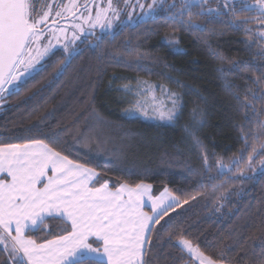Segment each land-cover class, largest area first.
I'll list each match as a JSON object with an SVG mask.
<instances>
[{
  "label": "trees",
  "instance_id": "trees-1",
  "mask_svg": "<svg viewBox=\"0 0 264 264\" xmlns=\"http://www.w3.org/2000/svg\"><path fill=\"white\" fill-rule=\"evenodd\" d=\"M167 15L162 10L136 24L119 26L102 35L100 47L95 46V37L87 38L64 64L63 50L51 54L18 92L3 97L0 143L39 139L54 144L69 159L93 168L116 186L149 183L156 194L168 188L181 199L206 191L208 198L197 197L169 209L155 226L156 264L191 261L174 246L179 237H169V223L216 262L249 264L252 249L264 239V170L258 164L254 170L242 164V179L229 173L209 181L208 176L216 177L215 169L202 178L201 150L185 129L203 142L209 155L215 153L225 161L239 155L244 147L239 125L244 124L246 132L249 128L257 132V121H264V115L241 109L235 94L243 100L247 89L256 87L252 73L264 72V57L257 55V45L245 43L242 30L228 27L231 15L200 18L212 21L203 33H173ZM165 36H176L179 42L166 44ZM138 53L143 65L139 70ZM232 63L241 69L229 71ZM140 81L164 85L181 96L183 108L175 122L139 111L129 115L127 110L137 99L151 100V94L135 95ZM126 85L131 93L122 91ZM155 93L160 97L158 90ZM261 107L257 101V110ZM211 183H222L224 188L212 193ZM222 193L227 199H217ZM49 224L55 233L64 227L59 221ZM6 259L0 250V264Z\"/></svg>",
  "mask_w": 264,
  "mask_h": 264
},
{
  "label": "snow or ice",
  "instance_id": "snow-or-ice-1",
  "mask_svg": "<svg viewBox=\"0 0 264 264\" xmlns=\"http://www.w3.org/2000/svg\"><path fill=\"white\" fill-rule=\"evenodd\" d=\"M215 2V8L210 6V0H173L171 4H166L165 0H152L147 5L136 0L135 6L144 10L145 16L155 14L158 9L165 11L173 33L181 30L203 33L212 21L200 18L212 13L231 15L228 27L242 30L247 36L245 43L249 47L257 45V55L264 57V0H251V3L242 0L240 8L230 0ZM121 3L125 8L135 7L131 0H83V3L80 0H0V94L18 92L23 83L21 77L37 71L36 65L53 54V49L60 44L61 34L68 41L62 46L66 55L60 63L64 64L71 53L78 50L76 41L81 37L94 36L96 28L103 33L113 32L114 22L120 21L122 14ZM224 9L227 13H223ZM240 13L249 15L241 16ZM127 16L130 21L132 13L128 12ZM57 18L70 21V40L68 29L57 27ZM50 23L52 27H49ZM163 39L169 45L179 42L176 36ZM96 40L95 46L100 47L103 37L97 36ZM141 59L138 53L137 70L143 67ZM21 66L23 72H20ZM240 69V64L232 63L229 71ZM252 75L256 87L248 88L243 100L238 93L235 96L241 109L260 116L264 115V72ZM6 84L10 87L5 88ZM157 90L160 97L155 95ZM122 91L131 93L133 90L126 85ZM149 94L151 101L137 99L127 110L129 115L139 111L147 116L151 109L161 120L175 122L179 118L183 103L178 93L164 85L138 82L135 95L146 97ZM257 101L262 106L259 111ZM196 117L194 109L193 118ZM245 120L251 123L247 115ZM257 126V132L251 128L246 132L245 125H239L244 147L239 155L227 161L215 153L209 155L203 142L186 128L201 150L202 178L215 169L216 177L208 176L209 181L229 173H238L237 179H242L245 177L242 164L249 170H254L257 164L264 168V121L258 120ZM151 188L150 184L142 182L110 187L109 181L101 182L94 169L69 159L54 144L43 140L0 143V250L6 254V264H156L158 257L152 244V234L157 231L155 226L161 223L169 209L197 197L208 198V192L185 194L181 199L168 188L160 196L153 197ZM222 188V183L210 184L212 193ZM217 199L227 197L222 193ZM145 207L150 211H145ZM50 221H59L64 227L55 233ZM168 235L179 237L174 246L186 252L190 260L198 261V264H216L191 239L185 238L182 229L173 230L169 223ZM248 259L249 264H264V239L258 248L252 249Z\"/></svg>",
  "mask_w": 264,
  "mask_h": 264
},
{
  "label": "rangeland",
  "instance_id": "rangeland-1",
  "mask_svg": "<svg viewBox=\"0 0 264 264\" xmlns=\"http://www.w3.org/2000/svg\"><path fill=\"white\" fill-rule=\"evenodd\" d=\"M65 2H66V0H65ZM98 2H99V0H98ZM114 2H115V0H114ZM152 2V0H140V3H142V4H145V5H147V4H149V3H151ZM173 2V0H165V3L166 4H171ZM177 2H178V0H177ZM230 2H234L235 3V6L236 7H241V3H242V0H230ZM247 2H249V3H251V0H247ZM80 3H83V0H80ZM131 4L133 5V6H135L136 5V0H131ZM210 6L211 7H213V8H215L216 6H217V4H216V2H215V0H210ZM120 7H121V9H122V14H121V17H120V21H123L124 23H121L120 21H115L114 22V30H113V32L114 31H116L117 29H118V27L119 26H122V25H126V24H136V23H138L139 21H142V20H145V19H148L149 17H151V16H154L155 14H157V12L158 11H162V10H160V9H158L157 10V12L155 13V14H153V15H151V16H145V15H143L142 13H143V11L144 10H142L141 8H139L138 6H135L134 7V9L133 8H131V7H129V8H125L124 7V5H123V3H121L120 4ZM224 10H227V9H224ZM224 10H222V11H224ZM82 11H83V9H82ZM128 12H131L132 13V19L129 21V19H128V16H127V13ZM77 15H79V13L77 14ZM51 17H50V21H51ZM58 20H59V25L57 26V27H64V28H66V29H68V31H67V37H68V40H70L71 39V36H72V31H71V28H70V21L69 20H60L59 18H57ZM117 25H118V27H117ZM53 25H51V23L49 24V27H52ZM47 31V30H46ZM94 32H95V35L94 36H89L88 38H93V37H97V36H102L103 34H105V33H103L99 28H96V29H94L93 30ZM107 33H112V32H107ZM59 34V33H58ZM85 40V38L84 37H81V39L80 40H78V41H76V45L78 46L79 44H81L83 41ZM44 43H47V40H44L43 41ZM68 41L67 40H65L64 38H63V34H61V41H60V44H58L54 49H53V53L55 52V51H57V50H63V44H65V43H67ZM53 44H56V41L55 40H53ZM72 53H74V52H72ZM50 56V55H49ZM49 56H47V57H45L41 62H40V64H38V65H36V69H40L41 68V66L43 65V63L45 62V60L49 57ZM37 70V71H38ZM37 71H33L32 72V74L31 75H29V76H22L21 77V80L22 81H24V80H26L28 77H30V76H32L35 72H37ZM20 72H23V66H21V68H20ZM8 87H10V85H5V88H8ZM8 93L7 92H5V93H3V94H0V105L2 104V99H3V97L5 96V95H7ZM155 95H156V93H155ZM157 96V95H156ZM159 97V96H158ZM148 101H151V100H148ZM148 117H150L149 115H152V116H155L152 112H151V109H149L148 110ZM152 118V117H151ZM90 168V167H89ZM93 169V168H92ZM259 170L260 171H262V170H264V168H259ZM96 171V170H95ZM97 172V171H96ZM98 173V172H97ZM108 181V180H107ZM112 183H113V181L112 180H109V184L112 186ZM144 184H149V183H144ZM132 185V184H131ZM151 186H152V188H151V195L153 196V197H158V196H160L161 194H156L155 192H154V187H153V185L152 184H150ZM110 186V187H111ZM119 186V185H118ZM169 191L173 194V195H176V196H178L177 194H175L174 192H172L170 189H169ZM168 201L166 200L165 201V203H167ZM145 211H150V208H148V207H145ZM189 264H198V261H194V260H191L190 261V263Z\"/></svg>",
  "mask_w": 264,
  "mask_h": 264
},
{
  "label": "crops",
  "instance_id": "crops-1",
  "mask_svg": "<svg viewBox=\"0 0 264 264\" xmlns=\"http://www.w3.org/2000/svg\"><path fill=\"white\" fill-rule=\"evenodd\" d=\"M86 167H87V166H86ZM99 175H100V174H99ZM100 177H101V175H100ZM103 181H104V180L101 178V182H103ZM97 186H99V185H97ZM110 186H111V185H110ZM163 191H164V190H163ZM163 191H162V192H163ZM162 192H161V193H162ZM161 193H160V194H161ZM174 207H176V206H174ZM216 264H223V263H218V262H216Z\"/></svg>",
  "mask_w": 264,
  "mask_h": 264
},
{
  "label": "water",
  "instance_id": "water-1",
  "mask_svg": "<svg viewBox=\"0 0 264 264\" xmlns=\"http://www.w3.org/2000/svg\"><path fill=\"white\" fill-rule=\"evenodd\" d=\"M81 11H82V9H81Z\"/></svg>",
  "mask_w": 264,
  "mask_h": 264
}]
</instances>
